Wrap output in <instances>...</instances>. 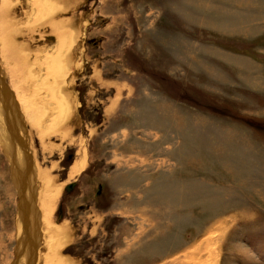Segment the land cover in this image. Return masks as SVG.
<instances>
[{
	"label": "rangeland",
	"instance_id": "rangeland-1",
	"mask_svg": "<svg viewBox=\"0 0 264 264\" xmlns=\"http://www.w3.org/2000/svg\"><path fill=\"white\" fill-rule=\"evenodd\" d=\"M11 2L30 54L54 44L55 25L73 35L70 118L44 141L20 132L33 175L44 168L61 188V256L264 264V0H62L45 14ZM13 175L0 142V264L19 247Z\"/></svg>",
	"mask_w": 264,
	"mask_h": 264
},
{
	"label": "bare ground",
	"instance_id": "bare-ground-1",
	"mask_svg": "<svg viewBox=\"0 0 264 264\" xmlns=\"http://www.w3.org/2000/svg\"><path fill=\"white\" fill-rule=\"evenodd\" d=\"M28 1L32 3L33 13L42 11L45 14L49 1L54 3L55 11L56 9L59 13L62 11V0ZM12 6L11 0L0 2V64L6 71L9 86L16 99L14 102L10 94L5 92L0 78V142L9 161L14 165L13 180L16 186L22 180L24 207H27L28 212L26 216L28 219L25 220L26 229L25 227L23 229V223L20 224L21 218L18 223V232L20 228L24 232H29L28 242L20 252L19 263L35 264L38 260V262L43 261L44 264H71L60 254L66 242V230L52 222L61 188L55 185L53 177L47 170H43L44 168L37 169L36 177L33 175L31 163H27V153L22 142L24 139L20 136V132L26 135L27 130L35 131L44 141L48 135L59 131L70 118L72 100L66 91V81L71 71L69 56L73 35L71 36L70 28L55 25L50 38L54 44L44 53L30 54L28 44H20L18 41L21 33L15 25ZM55 11L52 10V14ZM1 73L3 74L0 69ZM85 166V159L77 163L71 171L72 178L81 174ZM36 194L39 211L34 212ZM39 221L43 228L40 248L45 249V253L42 255L38 253L40 257L36 259L32 254L38 246L36 231Z\"/></svg>",
	"mask_w": 264,
	"mask_h": 264
},
{
	"label": "water",
	"instance_id": "water-1",
	"mask_svg": "<svg viewBox=\"0 0 264 264\" xmlns=\"http://www.w3.org/2000/svg\"><path fill=\"white\" fill-rule=\"evenodd\" d=\"M2 83H3L4 87H5V90H6L5 92H7L8 94H11V91L7 88L4 80H2ZM11 95H13V94H11ZM21 181L22 180H20L19 184H17V189H18L19 195H20V205H19V208H20V218L22 219V223L24 224L23 227H25V229H26V221H25L26 220V214H25V208H24L25 203L22 200L23 199L22 194H23V191L24 190H23L22 182ZM69 188L70 189H73L74 186L71 185ZM27 235H29V232H24L23 231L22 236H21V239L19 240V247L17 248L16 261L13 264H19L20 252L23 249L22 247H24L26 245V243L28 242L27 240H28L29 237H27Z\"/></svg>",
	"mask_w": 264,
	"mask_h": 264
},
{
	"label": "flooded vegetation",
	"instance_id": "flooded-vegetation-1",
	"mask_svg": "<svg viewBox=\"0 0 264 264\" xmlns=\"http://www.w3.org/2000/svg\"><path fill=\"white\" fill-rule=\"evenodd\" d=\"M23 201H24V198L22 199ZM25 208V214H26V216H28V212H27V207H24ZM36 210L34 209V212H35ZM27 219H28V217H26ZM20 224H22V219L20 220ZM20 226V225H19ZM23 229H24V227H23ZM22 228H20L19 229V232H18V240H19V238L21 239V236H22V233H23V230ZM38 233V232H37Z\"/></svg>",
	"mask_w": 264,
	"mask_h": 264
}]
</instances>
